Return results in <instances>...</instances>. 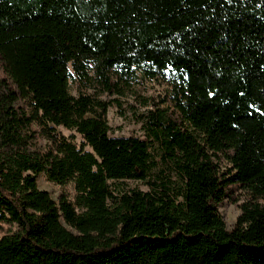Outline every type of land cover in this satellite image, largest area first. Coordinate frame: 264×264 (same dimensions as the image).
I'll list each match as a JSON object with an SVG mask.
<instances>
[{
    "label": "trees",
    "instance_id": "16d2710c",
    "mask_svg": "<svg viewBox=\"0 0 264 264\" xmlns=\"http://www.w3.org/2000/svg\"><path fill=\"white\" fill-rule=\"evenodd\" d=\"M0 61V264H264V0H0ZM139 71L171 106L112 137L99 96Z\"/></svg>",
    "mask_w": 264,
    "mask_h": 264
},
{
    "label": "rangeland",
    "instance_id": "374dc122",
    "mask_svg": "<svg viewBox=\"0 0 264 264\" xmlns=\"http://www.w3.org/2000/svg\"><path fill=\"white\" fill-rule=\"evenodd\" d=\"M137 75L138 77L129 80V83L121 82L120 85L124 91L122 95L105 94L99 96L100 99L105 101L116 99L121 103V109L118 106H113L109 108L107 113V122L112 137L136 136L145 138L143 124L138 121V118L149 109H163L171 106L170 102L166 101L168 85L165 81L160 79H149L140 71ZM0 78H7L1 61ZM0 93L6 94L7 92L5 89H1ZM71 93L75 96L78 95L77 86L74 84L71 85ZM88 94H95V91L89 90ZM146 103H148V105H146ZM19 105L24 106L25 104L23 101H20ZM57 130L65 135L71 134V132L62 127ZM47 144V141L43 139L40 134L36 135L35 145L38 149L46 148ZM220 167L222 170H225L229 167V163L226 160H223ZM159 171H161V173ZM150 179L151 181H156L158 184L168 182L169 180L173 181V185H177L178 183V177L176 174L161 163L159 164L158 171H155ZM38 186L40 190L47 191L55 201H58L60 195L63 193L69 195L70 199L74 198V187L72 184L66 187L55 185L48 182L44 174L39 175ZM113 187L120 190L117 191V194H120L121 192H130L131 190L148 191L152 188L147 182L132 180L113 183ZM227 194L228 196L217 208L224 219L226 228L232 230L237 218L241 214L240 206L249 199V195L246 191L237 186L230 187Z\"/></svg>",
    "mask_w": 264,
    "mask_h": 264
}]
</instances>
